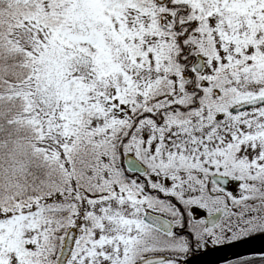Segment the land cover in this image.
Segmentation results:
<instances>
[{
	"label": "snow or ice",
	"instance_id": "obj_1",
	"mask_svg": "<svg viewBox=\"0 0 264 264\" xmlns=\"http://www.w3.org/2000/svg\"><path fill=\"white\" fill-rule=\"evenodd\" d=\"M225 251L264 264V0H0V264Z\"/></svg>",
	"mask_w": 264,
	"mask_h": 264
},
{
	"label": "water",
	"instance_id": "obj_2",
	"mask_svg": "<svg viewBox=\"0 0 264 264\" xmlns=\"http://www.w3.org/2000/svg\"><path fill=\"white\" fill-rule=\"evenodd\" d=\"M260 242L257 241L255 242V246H259ZM240 249H232L231 251H237ZM228 254L226 251L225 252H207L204 254L197 253L191 257H189V264H199L201 262L210 260V259H216L219 258L222 255Z\"/></svg>",
	"mask_w": 264,
	"mask_h": 264
},
{
	"label": "bare ground",
	"instance_id": "obj_3",
	"mask_svg": "<svg viewBox=\"0 0 264 264\" xmlns=\"http://www.w3.org/2000/svg\"><path fill=\"white\" fill-rule=\"evenodd\" d=\"M218 262H219V258H216V259H210V260L201 262L199 264H218Z\"/></svg>",
	"mask_w": 264,
	"mask_h": 264
}]
</instances>
